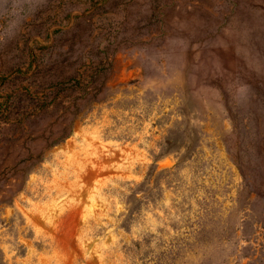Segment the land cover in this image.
Returning a JSON list of instances; mask_svg holds the SVG:
<instances>
[{"label":"rangeland","instance_id":"obj_1","mask_svg":"<svg viewBox=\"0 0 264 264\" xmlns=\"http://www.w3.org/2000/svg\"><path fill=\"white\" fill-rule=\"evenodd\" d=\"M34 111L0 264H264V0H0V144Z\"/></svg>","mask_w":264,"mask_h":264},{"label":"trees","instance_id":"obj_2","mask_svg":"<svg viewBox=\"0 0 264 264\" xmlns=\"http://www.w3.org/2000/svg\"><path fill=\"white\" fill-rule=\"evenodd\" d=\"M2 113L4 112H1V114ZM46 113L47 112L44 111H34L25 114H19L18 116H16V118H14V120H19V122L16 123L12 122V118H7V122H9L14 127L11 129V136H8V138H4L0 144V170L7 169L12 163V156L9 155V152L17 153L18 158L15 161H18L17 165L19 166V168H21L20 172H24L28 167H30V165L32 166L34 163L40 161L47 149L59 144L58 141H45L41 144H38L40 145L39 150L33 152L32 144L27 143L26 139L24 140V138H21L24 136V134L26 135L27 132L30 131L29 122L34 118L45 116ZM69 114H71L73 120L76 119V114L74 112L70 111ZM63 131H65V128L63 129ZM63 131H61V134L64 133ZM17 135H19V137H17ZM64 135H68V132H65ZM32 142L35 141L33 140Z\"/></svg>","mask_w":264,"mask_h":264}]
</instances>
